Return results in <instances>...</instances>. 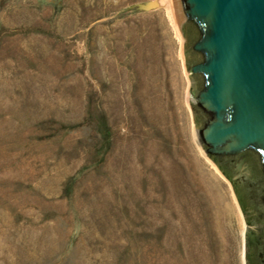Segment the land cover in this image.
Returning a JSON list of instances; mask_svg holds the SVG:
<instances>
[{
  "label": "rangeland",
  "instance_id": "1",
  "mask_svg": "<svg viewBox=\"0 0 264 264\" xmlns=\"http://www.w3.org/2000/svg\"><path fill=\"white\" fill-rule=\"evenodd\" d=\"M190 94L166 0H0V264H246Z\"/></svg>",
  "mask_w": 264,
  "mask_h": 264
},
{
  "label": "water",
  "instance_id": "2",
  "mask_svg": "<svg viewBox=\"0 0 264 264\" xmlns=\"http://www.w3.org/2000/svg\"><path fill=\"white\" fill-rule=\"evenodd\" d=\"M166 4L191 78L195 137L231 183L228 175L253 161L259 174L254 198L264 209V0ZM157 7L138 5L144 11ZM256 263L264 264V238L257 242Z\"/></svg>",
  "mask_w": 264,
  "mask_h": 264
},
{
  "label": "flooded vegetation",
  "instance_id": "3",
  "mask_svg": "<svg viewBox=\"0 0 264 264\" xmlns=\"http://www.w3.org/2000/svg\"><path fill=\"white\" fill-rule=\"evenodd\" d=\"M258 175V170L251 160H246L243 163L237 175H228L231 178L248 225L246 236L248 264H257V242L264 238V209L259 207L254 198L257 186L253 185V183L257 181Z\"/></svg>",
  "mask_w": 264,
  "mask_h": 264
}]
</instances>
